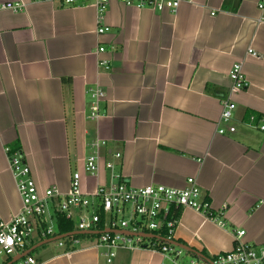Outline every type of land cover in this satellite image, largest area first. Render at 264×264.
<instances>
[{"label": "crops", "instance_id": "1", "mask_svg": "<svg viewBox=\"0 0 264 264\" xmlns=\"http://www.w3.org/2000/svg\"><path fill=\"white\" fill-rule=\"evenodd\" d=\"M257 1L188 0L175 13H159L110 0L109 31L98 36L92 0L69 7L0 0L25 4L18 13L0 11V221L21 210L7 147L22 155L39 193H67L79 172L81 191L90 196L111 182L106 163L119 176L113 183L133 188H183L194 178L200 199L225 226L180 209L173 242L209 261L232 251L237 231L245 232L247 244L263 243L264 131L257 127L264 125V25L256 23ZM249 49L257 57L247 55ZM100 60L108 68L98 66ZM235 63L242 64L248 87L231 95L235 133L218 136L219 99L229 92ZM95 87L104 98L99 118L90 120L88 90ZM98 139L106 145L90 176L84 163ZM80 214L73 210L75 225ZM96 235L74 227L71 236L43 244L60 235L35 234L0 264L28 256L37 264H107V250L94 246ZM184 255L190 258L185 264H208ZM111 264L171 263L137 249L116 251Z\"/></svg>", "mask_w": 264, "mask_h": 264}, {"label": "built area", "instance_id": "2", "mask_svg": "<svg viewBox=\"0 0 264 264\" xmlns=\"http://www.w3.org/2000/svg\"><path fill=\"white\" fill-rule=\"evenodd\" d=\"M78 1L87 2L89 0H30L32 3H59L65 7L73 6ZM92 1L96 10V34L99 36L109 31V27L104 25V16L110 0ZM118 1L125 7H149L159 13H175L180 4L188 0ZM24 8L25 4L20 2L0 4V11L18 13ZM256 11L258 13L256 23L264 25V0L257 1ZM211 15L213 16L214 13ZM103 52L104 48L100 47L98 53ZM246 53L251 57H257L251 49ZM98 66L108 68V62L100 60ZM228 77L231 83L229 92L219 99L221 110L216 124L218 136L235 133L236 127L232 119L236 107L231 101V95L248 87L241 63L233 64ZM88 93L91 98L88 117L90 120H97L100 116V102L104 94L99 87L90 88ZM254 122V117H250V126ZM257 128L264 131V125ZM105 145L106 143L99 139L91 144V153L84 163V171L90 176H95L98 172L101 149ZM4 153L21 201L19 214L8 222L0 221V256L5 258H11L24 250L35 234L41 239L56 235L55 215L62 214L67 220H72L73 210L82 213L75 225V231L97 233L94 246L107 250L105 255L107 264L112 263L116 251L137 249L156 252L166 257L171 264H178L184 251L167 242L173 241L172 238L178 224L177 212L180 209H190L202 214L219 227L225 226L223 221L216 218L210 211L209 204L200 199V189L194 178L186 179L183 188H169L162 185L133 188L122 182L113 183L114 180L119 179V176L114 175L112 164L106 163L105 167L111 172V182L108 185L99 186L90 196L81 191L79 172L72 174L67 193L61 194L55 188L39 193L22 155L7 147ZM115 157L119 158V154ZM98 210H101L104 215L101 226ZM244 234V231L234 233L232 251L217 255L210 261V264H264V242L254 245L247 244L242 241ZM71 235L72 233L68 234V236ZM73 243H77V240H73ZM58 246L63 247L64 244L60 242ZM15 264L37 263L28 256ZM188 264L199 263L192 260Z\"/></svg>", "mask_w": 264, "mask_h": 264}, {"label": "trees", "instance_id": "3", "mask_svg": "<svg viewBox=\"0 0 264 264\" xmlns=\"http://www.w3.org/2000/svg\"><path fill=\"white\" fill-rule=\"evenodd\" d=\"M99 217H100V226L103 224V218L104 215L101 210H98ZM55 226H56V233L60 236H66L68 234L73 233L75 222L73 220H67L64 215L62 214H56L55 215ZM80 236H76L74 238H77Z\"/></svg>", "mask_w": 264, "mask_h": 264}, {"label": "water", "instance_id": "4", "mask_svg": "<svg viewBox=\"0 0 264 264\" xmlns=\"http://www.w3.org/2000/svg\"><path fill=\"white\" fill-rule=\"evenodd\" d=\"M82 233H83V234H90V235H95V234H97L96 232H78V234H82ZM67 236H68V235H67ZM65 237H66V236H58V238H55V239L50 240V241L45 242V243L43 242V244H47V243H50V242H53V241H56V240H60V239L65 238ZM167 243L170 244V245L176 246V247L180 248L181 250H183V251H185V252H190L193 256H196V257H198V258L204 260V261L207 262L208 264H210V261H209V260L205 259L202 255H200V254L194 252L193 250H191V249H189V248H187V247H184V246H182V245L176 244V243L173 242V241H168ZM27 254H29V253H26V254L22 255L21 257L26 256ZM21 257H20V258H21ZM13 262H15V261H12L10 264H12Z\"/></svg>", "mask_w": 264, "mask_h": 264}, {"label": "rangeland", "instance_id": "5", "mask_svg": "<svg viewBox=\"0 0 264 264\" xmlns=\"http://www.w3.org/2000/svg\"><path fill=\"white\" fill-rule=\"evenodd\" d=\"M189 258V257H188ZM187 258V256H185L184 254L181 256V261H182V264H185L186 263V261L185 260H187V262H188V260L190 259H188ZM5 259V257L4 256H0V262H2L3 260Z\"/></svg>", "mask_w": 264, "mask_h": 264}]
</instances>
